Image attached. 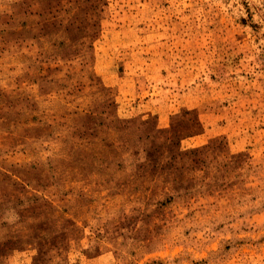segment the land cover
I'll list each match as a JSON object with an SVG mask.
<instances>
[{"label":"rangeland","instance_id":"1","mask_svg":"<svg viewBox=\"0 0 264 264\" xmlns=\"http://www.w3.org/2000/svg\"><path fill=\"white\" fill-rule=\"evenodd\" d=\"M0 264H264V0H0Z\"/></svg>","mask_w":264,"mask_h":264}]
</instances>
